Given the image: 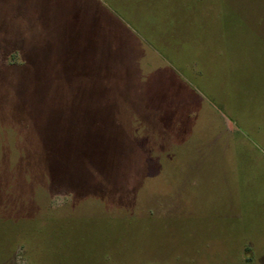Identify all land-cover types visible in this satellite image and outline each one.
<instances>
[{
  "label": "rangeland",
  "instance_id": "1",
  "mask_svg": "<svg viewBox=\"0 0 264 264\" xmlns=\"http://www.w3.org/2000/svg\"><path fill=\"white\" fill-rule=\"evenodd\" d=\"M0 264H264V0H0Z\"/></svg>",
  "mask_w": 264,
  "mask_h": 264
}]
</instances>
